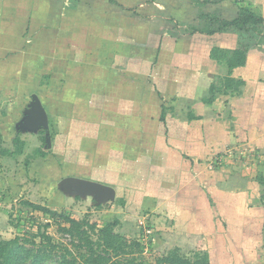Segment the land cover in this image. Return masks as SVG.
Returning a JSON list of instances; mask_svg holds the SVG:
<instances>
[{
    "label": "rangeland",
    "instance_id": "374dc122",
    "mask_svg": "<svg viewBox=\"0 0 264 264\" xmlns=\"http://www.w3.org/2000/svg\"><path fill=\"white\" fill-rule=\"evenodd\" d=\"M210 1L264 9V0ZM201 7L199 0H0V151L22 142L21 154L0 153V239L31 247L40 230L75 252L51 210L97 227L113 222L115 233L139 244L120 257L124 263L133 256L161 264L174 249L193 258L242 244L243 258L262 264L263 239L253 246L216 239L200 221L223 231L216 201H228L243 220L261 214V116L248 122L237 107L227 117L219 105L238 93L252 65L231 73L210 60L220 39L206 30L245 46L253 36L264 41V25L219 30L220 16L202 18ZM71 177L114 195L78 190Z\"/></svg>",
    "mask_w": 264,
    "mask_h": 264
},
{
    "label": "trees",
    "instance_id": "16d2710c",
    "mask_svg": "<svg viewBox=\"0 0 264 264\" xmlns=\"http://www.w3.org/2000/svg\"><path fill=\"white\" fill-rule=\"evenodd\" d=\"M249 24H252L253 30L258 31V24L264 25V18L246 8H241L236 18L230 21H221L218 29L224 30L228 27L246 28ZM194 31L203 33L196 28H194ZM214 32V30H206L207 34H212ZM209 57L218 64L226 66L229 72L234 68L243 66L246 61V55L242 49L212 47ZM225 80L227 83L229 82L228 84L235 81L234 78L229 76L225 77ZM242 84V80L237 81V85L240 86ZM214 91L215 87L211 84L209 92L214 94ZM212 100V97L206 98V103H210ZM159 120L165 123V111L163 109L160 111ZM14 143L15 150H1L0 153L9 155L21 154L22 142L16 138ZM35 151L43 155L41 151ZM262 181H264V178L259 182L263 183ZM206 195L209 199L210 206H213V201L207 192ZM47 211L51 214L53 219L54 217L62 218L60 230L73 240L75 252L67 245L55 241L52 236L46 232H39L40 230H38L36 236L39 237V242L36 243L34 241L35 238H33V240H31V247H27L25 243H22L19 237L7 240L0 239V264H45V262L53 256L57 257L58 264H75L78 260L81 261V264H143L133 260V256L131 260H127V263L121 261L120 257L122 255L125 256L131 253L130 248L132 245L137 246L139 244L136 242L129 244L123 236L115 233L113 230V222H108L101 227H97L96 223H90L85 218L76 220L61 213L57 214L51 210ZM219 249L220 248H216L214 257L223 260L225 256L222 255L223 252ZM77 255L79 256L77 257ZM158 262L161 264H211L212 260L207 251L201 253L196 252L193 258H189L179 254L178 251L174 249L161 257ZM262 264H264V254Z\"/></svg>",
    "mask_w": 264,
    "mask_h": 264
},
{
    "label": "crops",
    "instance_id": "0c3cea01",
    "mask_svg": "<svg viewBox=\"0 0 264 264\" xmlns=\"http://www.w3.org/2000/svg\"><path fill=\"white\" fill-rule=\"evenodd\" d=\"M200 5H202V9L205 10V13L201 15L202 18H211L212 20H217L215 17L216 15L220 16L221 20H227L230 21L237 17L238 15V9L236 6H231L229 2H220V3H214L210 0H199ZM232 7V9H231ZM258 8H260L258 6ZM262 10V8H260ZM233 11V15H226L225 12ZM260 10V11H261ZM250 11H252L255 14H258L264 18V9L260 12H257V9L250 8ZM197 29V28H196ZM256 33V32H255ZM227 33H212L208 34V37H217L220 39V42H213V47H219L222 49H242L245 52L246 55V61L245 64L241 67L234 68L233 70L238 69H246L244 71L247 72L249 68L252 67V69L247 73V76L242 77L243 84L240 85V90L238 93L234 92V95H226L222 100H219V105L222 107L224 112L227 114L226 116L231 113L234 114L236 111L234 110L237 107H244V115L246 116V120L248 122H251L252 120H255L258 115H260V122L262 124L257 126H260L261 130H259V141H260V147L264 148V83L261 81V79H264V41L257 42L256 36L252 37V40L249 42L250 45L237 44L236 40L232 39L229 40L227 38ZM234 40V41H233ZM211 60V59H210ZM251 63V67L250 66ZM248 67V68H247ZM232 70V71H233ZM228 71V70H227ZM253 71V72H252ZM232 73V72H231ZM230 73V76H232ZM261 75V76H260ZM259 77V78H258ZM261 77V78H260ZM260 79V80H259ZM223 94H226L223 92ZM248 98L250 101L249 105H243L242 103ZM209 107H212V105H209ZM214 107V106H213ZM210 110V108H208ZM259 121V120H258ZM262 149V148H261ZM262 158H261V164L259 165V171L260 173L264 174V152L262 150ZM258 182L260 189H264V181ZM241 193V192H240ZM234 195H239L235 193ZM207 196V195H206ZM261 210V214L258 216V210L257 213L254 214V220H243L242 215H239L237 211L235 212V206H232L231 204L226 202H217L216 201V209L218 211V214L223 218L221 220L222 224V230L220 231V227L217 223L214 222V220H203L202 226L206 228L209 232L214 233V236L216 239H224L228 240L229 242L234 240H240L244 245L250 244L251 245H258L259 239L264 240V204L262 207H259ZM231 210H234L233 213H236L237 216H233L231 213ZM237 219L240 218L242 220H231V219ZM204 224V225H203ZM212 224V229L208 228V226ZM215 225L217 226L215 230ZM224 226H226V230L224 229ZM219 230V231H218ZM216 232V233H215ZM223 236V237H222ZM242 244H240V249L237 248L232 251L223 250L222 255L225 256V258L221 261L216 260L215 258V264H250V259L243 258L242 255H245L246 248L241 247ZM227 249V248H225ZM234 249V248H233ZM221 250V248L219 249ZM247 255V254H246ZM212 256H215V254H210L211 260ZM245 260V261H244ZM213 264V262L211 263Z\"/></svg>",
    "mask_w": 264,
    "mask_h": 264
},
{
    "label": "water",
    "instance_id": "95a60500",
    "mask_svg": "<svg viewBox=\"0 0 264 264\" xmlns=\"http://www.w3.org/2000/svg\"><path fill=\"white\" fill-rule=\"evenodd\" d=\"M36 116L43 122V124L47 123L46 114L39 102H36ZM67 180H69L68 182L75 186L78 190L89 189L96 195H114V190L110 186L101 184L99 182L78 179L75 177L68 178Z\"/></svg>",
    "mask_w": 264,
    "mask_h": 264
}]
</instances>
